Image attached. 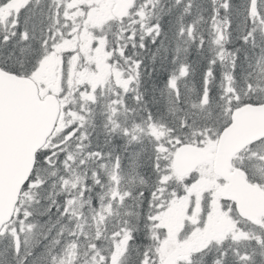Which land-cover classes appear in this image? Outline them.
I'll list each match as a JSON object with an SVG mask.
<instances>
[{"label": "snow or ice", "instance_id": "1", "mask_svg": "<svg viewBox=\"0 0 264 264\" xmlns=\"http://www.w3.org/2000/svg\"><path fill=\"white\" fill-rule=\"evenodd\" d=\"M0 264H264V0H0Z\"/></svg>", "mask_w": 264, "mask_h": 264}]
</instances>
